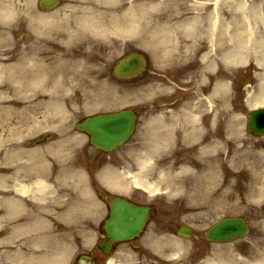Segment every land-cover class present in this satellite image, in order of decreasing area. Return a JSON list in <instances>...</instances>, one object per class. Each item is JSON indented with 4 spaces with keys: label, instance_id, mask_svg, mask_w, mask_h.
<instances>
[{
    "label": "rangeland",
    "instance_id": "374dc122",
    "mask_svg": "<svg viewBox=\"0 0 264 264\" xmlns=\"http://www.w3.org/2000/svg\"><path fill=\"white\" fill-rule=\"evenodd\" d=\"M87 1L62 0L59 12L61 24L57 25V10L49 14L40 13L38 0H0V72L4 73L3 67L15 65L27 52L34 58L41 54L38 61L32 60L30 66L39 64L40 59L48 54L57 57L55 51H50L57 49L59 35L65 52L57 57V76L73 77L71 72L75 70L73 64L76 61L72 57L81 58V52L74 50L76 35L74 37L68 32L72 29L75 14L78 17L83 15L77 10L80 7L79 11L84 10L83 3ZM93 1L98 6L108 7L106 0ZM140 7H143L138 11L140 36L134 33L122 45L117 42L116 50L109 48L107 39H93L81 31L83 37L89 40L83 44L85 55L82 57H89V61L85 59V64L76 66L83 71L82 79L88 84L87 88L94 90L93 93L89 89L84 92L73 87L63 90V93L60 91V94L57 92V113L53 116V123L47 119H51L50 115L56 111L49 110V114L42 106L48 103L49 97L31 100L32 103H19L15 106L17 109L28 107L30 110L27 116L28 133L18 116H7L6 120H0V193L8 192L3 187L11 173L6 148H2L5 138H12L13 147L24 149L29 156H41L48 160L51 172H46L44 168L43 174H49L51 180L48 183L52 184L51 191L41 196L39 204L27 201V211L33 210L34 214H39V206L44 205L46 213L39 216L40 219L35 217L40 224L31 231H28L31 223L37 220L27 215L24 225L28 226L26 232L34 244H29L24 253H20L21 241L7 243L8 237H12L9 231L14 229L13 233L18 236L21 235V227L15 228L17 225L11 223L2 224L6 216L0 215V264H78V258L87 254L94 255L100 264H106V259L99 254L95 245L103 240L100 234V223L106 215L105 204L101 200L103 194L92 193L88 178L105 159L91 150L87 137L77 134L75 123L91 112H113L127 107L138 110L142 119L135 138L119 152L126 164L133 168H139V159L142 161L143 156L152 158L143 172L144 178L158 185L157 191L167 195L155 198V190H151L150 196L142 197L141 202L154 204L155 213L146 235L138 243L140 249L121 247L111 258V264H200L202 261L207 264H264V137L254 138L246 129L247 115L261 107L254 103L264 91V65L261 69L259 67L264 63V0H143ZM174 12L180 15L183 29H188L180 34L183 40L174 42H184L182 46L188 50H192L193 46L198 47L196 51L184 49V52H189V59L172 55L177 43L170 41L168 32L173 31L172 24L180 26L178 21L172 24L168 22L171 15L175 16ZM215 21H218L220 30L219 40L214 45L216 65L208 67L207 73H204L207 62H211L205 60L204 56L207 57L211 50L208 32ZM227 28H234L231 35L237 38L234 40L235 47L239 52H244L241 56L237 54L236 67L227 66L231 46L226 40V35H229ZM249 30L255 42L247 49L246 36L241 38L238 34ZM214 31L215 35L216 28ZM26 34L30 35L29 40L24 38ZM155 39L158 43H155ZM134 52L146 56V72L132 81L117 80L113 71L115 66ZM216 88L225 94L218 100L213 97ZM92 102L91 110L88 106ZM191 102L199 107L194 119L200 121V127H203V122L206 126L202 136L210 140H217L215 135L223 141L224 137L231 139L229 143L233 152L225 143L222 146L223 143L219 144L217 140L216 146L211 145L204 155H198L197 149L192 147L196 142L193 136L185 138L186 144L183 145L179 139L175 143L174 131L168 129L169 125L164 134L158 130L162 125L157 120L162 118L163 122L167 121L171 106L178 105L185 115V107ZM176 113L173 112V115ZM152 118H158L156 123ZM209 127L210 132L207 130ZM154 130L159 134H155L153 139ZM210 135L214 137L211 139ZM43 137H47L46 144L34 146ZM140 148L144 149L142 153L137 151ZM37 149H49V152L44 156L37 155ZM135 152L137 154L133 156ZM11 153L9 158H14L16 153ZM27 156V159L31 158ZM240 158L247 162L241 163ZM90 160L94 161L93 172L89 167ZM22 161L25 163V160ZM181 161L190 165L193 173L187 169L178 174L170 170ZM216 190H219L218 198L228 199V206L222 210H217L214 202L213 205L209 203ZM227 192L228 196H224ZM194 193L199 196L191 198L190 194ZM11 194L14 195V190L13 193L9 191ZM33 194H30V199H33ZM193 199L201 200L202 207L194 204ZM7 201L6 198L0 199V208L8 206ZM62 202L65 203L63 207L60 206ZM205 210L208 211L206 217L203 215ZM65 211L66 214H60ZM238 216L249 223L247 238L229 245L206 242L204 234L216 222ZM181 226L195 230L192 239L180 241L177 231Z\"/></svg>",
    "mask_w": 264,
    "mask_h": 264
},
{
    "label": "bare ground",
    "instance_id": "6f19581e",
    "mask_svg": "<svg viewBox=\"0 0 264 264\" xmlns=\"http://www.w3.org/2000/svg\"><path fill=\"white\" fill-rule=\"evenodd\" d=\"M106 1L108 3V7H105V8L98 6V4H96L95 1L89 0L86 3H83V5L85 6L84 10L79 11L81 7L77 10L80 14H83V15H79V17L78 16L76 17V21H78V22L72 23V25H71L72 29H69L68 33H71V35L73 34L74 37L76 35L75 39L77 40L78 47H81L83 44L89 42L88 39H85L83 37V35H82L83 33L81 31H85L86 35H88L89 37H91L93 39H103V40L107 39L109 41V48L114 49V50H116V48H118V45L116 44L117 42H118V44L122 45L123 42L125 41V39L130 37L134 33L140 36L141 31L139 29L140 25L138 24L139 23L138 11H140L143 8V7H140V4L143 0H106ZM89 6L92 8H90ZM148 14L150 15L151 11L148 12ZM179 16H180L179 14L175 13L174 17H173V15H171L169 17L171 19V21L168 20V22L170 24H172V22L174 23V21H178L177 23L180 24V26H176V25L172 24L171 28L173 31L171 33L168 32L170 41L171 42L173 41L172 43H174V44L177 43V46L175 47L176 50L174 53H172V55L174 57H178V58L186 57L189 59V57H191L189 55V52L188 53L184 52V49H186V48H185V46H182L184 42L181 41L179 43L180 40L184 39L182 37L183 35L180 36V34L181 33L184 34V32L186 30H188L187 28L183 29V27H182L183 24H181V17H179ZM214 19H215V17H214ZM211 24H213V25H210L213 28L209 30L210 32H208V33H210V37H211V50H210L209 54L207 55V57H206V55L204 56L205 60L208 59L211 62H207L208 66H207L204 73H207L208 67H214V65H216L214 59H216L215 55L217 53L215 52L216 46H214V45L217 42V40H219L218 35H219L220 30L218 27V21H215L214 23H211ZM247 25L249 26V23ZM215 28H216V34L214 35ZM245 28H246V26H245ZM249 28H250V26H249ZM227 30H228L227 33L229 35H226V40L228 41V45L229 44L231 45L229 47L230 48V51H229L230 54L228 55L229 61H228L227 66L236 67V65H237L236 62L239 59L237 54H239V56H241L242 54H244V52H239V49H237V47H235L236 45H235L234 40H236L237 38L234 39L233 35H231L232 33H234V28H232V29L227 28ZM251 32L252 31L249 30V32L244 31V33L240 32L238 34L241 38H244V35L246 36L247 46H248L247 49L249 47H252L251 44H253L255 42ZM78 34H80V37L79 36L77 37ZM180 37L182 39H179ZM235 37H236V35H235ZM177 39L179 41L174 42L175 40L177 41ZM155 43H158L157 39H155ZM193 47L194 48H192V50H188V48L186 50L196 51L198 49L197 46H193ZM54 51L56 52L55 54H57V57L59 55L61 56V53L57 49L51 50L50 52H54ZM181 51H182V54H181ZM216 51H217V49H216ZM57 57L53 56L52 54H48L47 56L40 59L39 64L35 63V64H33V66H30L29 64L36 62V60L38 61L39 56L37 58H34V57H31L30 53L29 54L27 53V54L22 55L21 59L18 60V62L15 65H13L11 67L9 66V69L11 68L10 72H7V73H1L0 72V120H2V121L4 119L6 120L7 116H11V117L12 116H18L20 118L22 124L27 127L25 131H27V133H28V131H29L28 121L29 120L27 119V116H28L30 110L28 107H23L19 110L15 106H17L19 103L26 102V101H28L29 103H32L31 100L38 101V98H40V97L43 98V97L47 96V97H49L48 103L47 104L43 103L42 106L46 110H48V112H49V110L50 111L51 110L56 111L55 113H52V115H50L51 119H47L52 123L54 122L53 116H56V113H57V110H56V102L58 99L57 92L59 93L61 91L60 93H63V90H65V91L68 90V85L70 84V82H69L70 77L62 79L61 76L60 77L57 76V73H58L57 72ZM32 60H33V62H32ZM85 62H86L85 60H76V62H74L75 64H73V68H75V70L71 72L73 74L72 75L73 77H71V81L74 82L76 84V86L78 84H82L85 82V80L82 79V76H81V72H83V71L78 69L76 65L77 64H85ZM262 65H264V63L259 64L260 69H261ZM28 68H30V69H28ZM31 69H32V71H31ZM40 76H43V78L39 79ZM78 76H80V78H78ZM224 88L226 89L225 86H224ZM227 88H228V86H227ZM47 93H49V94H47ZM224 95L225 94L220 92V89L216 88L215 94L213 95V97L215 100H218L220 97H223ZM263 95H264V91H263V93H261L258 96V98H257L258 101L254 103L256 106L264 105V96ZM224 102L226 103L225 99H224ZM12 105H13V107H11ZM7 106H9V107H7ZM198 108L199 107H195L192 110L185 111V112H187V114L191 118L184 117L183 113H181L182 111H178V114L176 116L173 115V111L170 112L169 119H168L170 127L168 126L169 127L168 129L173 130L175 132V134L179 129L181 130V133L184 132L186 129L187 137L183 136L184 142H186L185 138H189L190 136H193V138L196 139V142L192 145V147H195L196 149H198L200 151V153L203 155V154H205V151L210 150V148H208V147H210L211 145L216 146L217 140H218L219 144L223 143V144H221L222 146L224 145V141L222 139H218V138H217V140L214 139V140L208 141L204 135L202 136V133H203L205 127L204 126L200 127V125H199L200 121L194 119V117H195L194 111H196ZM49 114H51V112H49ZM196 117H198V116L196 115ZM184 118H185V120H187V122H184ZM157 121L163 123V120H161V119H158ZM57 122H59V120H57ZM187 123H192V125L188 126ZM173 124L174 125L178 124L180 126V128L177 129L176 126L175 127L173 126ZM188 127H190V128L188 129ZM161 128L164 129L163 134L167 132L166 131L167 126H162ZM207 130H209V132H210L211 127H209V129H207ZM209 132H207V133H209ZM213 137L214 136H212L211 139ZM5 139H6L4 142L5 144L2 146V148H4V149L6 148V151H7L6 154L8 155L6 158H8L7 161L10 162L9 165L11 166L10 167L11 173H10V176L6 177L5 185L3 187L8 192L4 191V192L0 193V199L6 198V200H8L7 201L8 207L7 208H5V207L0 208V215L6 214L7 217H8V215H10V217H11V214H13L14 217L11 219H9V218L6 219V217H4L3 219L5 221H2V224L8 225L9 223H11L13 225H15V224L17 225L15 228L21 227L20 230H21L22 236L20 234L17 236L16 233H13V230H14L13 229L12 231H9L12 233V237L11 238L8 237L7 243L12 244V243H16V241L17 242L21 241V242H23L22 246L24 245L27 247L28 244L33 245L34 240H32V238H30V236L26 232L28 230V228H27L28 226L26 227L24 225L25 220H26L28 214L30 215V217L32 219H36L35 217L39 218L38 217L39 215L34 214L33 210H31L30 212L27 211L29 204L27 203L26 198H23L22 196H24V197L25 196H31L32 197V195H29V193H36V192L42 193V195L45 196V194L51 190L50 189L51 186H49L50 184L48 183V180H50L49 179L50 176H49V174H46V175L43 174L44 168H45L46 172L50 171V167L48 166L49 161L42 159L41 156H35L33 159L32 158L26 159L25 156H27L28 154L24 151V149L19 150V149L13 147V145L11 144L12 138L11 139L5 138ZM228 141H229V139H228ZM228 141H227V146L230 147L229 151L233 152L232 146L230 145V143ZM225 146H226V144H225ZM235 150H236V148H235ZM11 152L16 153L14 155V158H9L10 154H12ZM36 154L37 155L41 154L40 150L37 149ZM236 155H238V154H236ZM15 157H17L18 159H16ZM151 159H147V157L145 156L143 161H141L139 164L140 166L138 168L139 169L138 174L137 173L136 174L126 173V174H122V176L127 177L128 180H132V183L134 184V186L145 187V185H142V182L140 181L141 180V174H143L144 170L149 165ZM22 160H25V163ZM239 160L241 163L247 162L243 158H240ZM28 171L31 173H33V172H38V173L41 172V173L38 175H35V176L33 175L30 178V177H28V176H30ZM189 171H191L193 173V171L191 169H189ZM107 175H105V176H107ZM124 182H125V179H123V181H119V180L117 181V179H115L113 181V184H121L124 186ZM3 183H4V181L2 180L1 184L3 185ZM81 187H82V184H81ZM217 187H218V185L215 188H217ZM11 190L12 191L14 190V195H15L14 197L9 195V191L11 192ZM213 193H215V195L212 196L213 198H211L209 203L212 202V205H213V202H214V205L216 206V207L215 206L214 207L217 210H219V209L222 210L224 207L228 206L227 205L228 199H220V198H218L219 196L217 197V195H219V190H216ZM228 193L229 192L225 193L224 196H228ZM190 196H191V198H195L196 196H199V195L194 193L193 195L190 194ZM34 199H39V198L34 197ZM193 201H195L194 204H196L198 207H202L200 205L201 200L199 201V200L193 199ZM63 205H65L64 202H62L60 206L63 207ZM14 207H16V208H14ZM91 209H90V212L92 213L93 211ZM210 210H213V208L210 207ZM66 212L67 211L60 212V214H66ZM207 212H208L207 210H205L203 212V215L205 217L207 216V214H206ZM73 216H70V217H73ZM61 217H64V216H61ZM36 220H37L36 222L31 223L32 227H30L31 229H29L28 231H31L34 226H37L40 224V222L38 221L39 219H36ZM18 226H20V227H18ZM23 226L25 227V230L23 229ZM22 230H24V232H22ZM41 232L44 233V228H42V227H41ZM180 241L182 242V239H180ZM20 248H21V245H20ZM21 252L24 253L23 247H22V249H20V253ZM216 264H226V263H216Z\"/></svg>",
    "mask_w": 264,
    "mask_h": 264
},
{
    "label": "water",
    "instance_id": "95a60500",
    "mask_svg": "<svg viewBox=\"0 0 264 264\" xmlns=\"http://www.w3.org/2000/svg\"><path fill=\"white\" fill-rule=\"evenodd\" d=\"M46 3L54 6L57 0H44L42 4ZM144 66L143 58L133 55L120 63L116 74L121 78L132 79L141 73ZM135 120L134 112L125 111L118 115L89 120L84 126H79L78 129L86 131L92 136L95 147L110 151L129 139L135 128ZM249 125L254 134L264 133V111L253 113L249 118ZM147 220L148 210L138 209L127 203L116 201L112 209L111 220L107 225L110 243L101 248L108 253L112 243L134 239L145 228ZM246 233L247 227L243 220H227L213 228L207 234V238L224 242L242 237Z\"/></svg>",
    "mask_w": 264,
    "mask_h": 264
}]
</instances>
